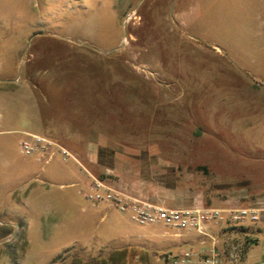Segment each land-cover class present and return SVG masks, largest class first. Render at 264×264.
I'll use <instances>...</instances> for the list:
<instances>
[{
    "label": "rangeland",
    "instance_id": "rangeland-1",
    "mask_svg": "<svg viewBox=\"0 0 264 264\" xmlns=\"http://www.w3.org/2000/svg\"><path fill=\"white\" fill-rule=\"evenodd\" d=\"M234 70H264V0H0V264H131L136 254L111 249L80 188L47 179L44 164L21 153L23 131L45 134L66 118L63 104L47 106L64 98L51 90L77 84L76 99H100L92 117L102 131L164 125L182 146L198 132L197 163L215 174L238 165L220 148L239 138L264 160V93L241 91ZM224 122L237 140L204 129ZM152 230L161 252L189 245ZM239 237L221 244H237L244 264L264 257V239L247 247Z\"/></svg>",
    "mask_w": 264,
    "mask_h": 264
},
{
    "label": "crops",
    "instance_id": "crops-1",
    "mask_svg": "<svg viewBox=\"0 0 264 264\" xmlns=\"http://www.w3.org/2000/svg\"><path fill=\"white\" fill-rule=\"evenodd\" d=\"M233 73V82H243L244 87L241 91H253L258 95L262 94L257 89L260 87L262 89H259L264 93V70H234ZM79 80H81L79 77L74 76L75 83ZM77 91V84L74 87L67 85L51 90L50 93L62 95L64 98L51 102L49 98L47 106L55 110L60 109L63 104L67 108L66 118L64 117L65 119L58 126L53 119L51 131L45 134L23 131L22 136L24 133H34L56 140L70 149L95 177L104 180L110 188L139 201L169 209L202 207L226 209L264 202V160L253 155L258 150L249 140L234 139L232 134L237 130L226 124L230 117L227 118L226 123H223L225 129L218 132L206 123L205 126L202 125L206 132L216 133L217 136L213 137L237 140L232 148L223 146L220 150L226 155L233 157L235 155L238 165L233 168L229 167L228 163H224L222 172L213 174L210 164L197 163L198 151L195 144L199 136L198 132L187 138L188 146H182L179 141L180 132L171 133L164 125L158 126L157 130L141 132L102 131L98 126L100 121L97 123L94 116L92 117L97 112L95 107L101 105L100 99L90 98L80 101L75 97ZM174 102L172 103V100L157 102L154 106L159 108L167 103H172L168 105L174 106ZM177 107L183 108L179 104ZM179 112L186 111L182 109ZM83 119L84 121L80 122ZM191 122L200 123L195 119ZM80 123L84 124L79 126ZM246 128L250 129L251 126ZM250 146L254 150L252 153ZM225 147L227 150H223ZM57 157L48 163H43L41 171L47 173V179H59L63 183L62 186L80 188L79 193L83 194L90 181L87 174L76 162L72 160L69 162L61 157H59L61 160H55ZM33 159L36 163L42 164L36 158ZM89 205L92 208L93 219L96 220L94 231L100 229V225L107 223L105 233L109 236L108 244L111 249L119 247H124L126 250L134 249L136 254L133 259L138 258L144 264L158 262V255L163 252L151 246L149 239L156 237L155 231L152 230L155 227L161 228V236L171 235L166 228L138 226L130 220L128 214H122L108 204L101 203L94 206L89 203ZM177 238H186L185 242L189 245L197 243L188 236H177Z\"/></svg>",
    "mask_w": 264,
    "mask_h": 264
},
{
    "label": "built area",
    "instance_id": "built-area-1",
    "mask_svg": "<svg viewBox=\"0 0 264 264\" xmlns=\"http://www.w3.org/2000/svg\"><path fill=\"white\" fill-rule=\"evenodd\" d=\"M19 149L23 155L34 157L42 163H48L57 156L76 162L90 180L83 192L90 204H108L120 213L128 214L138 226H163L173 230L178 237L188 236L196 240V247L191 244L159 254V264H243L240 247L237 244H221V240L233 235L232 228L236 226L257 225L263 220L264 202L226 209H169L127 197L91 174L66 146L39 134L24 133L19 141ZM131 264L144 263L135 258ZM254 264H264V257Z\"/></svg>",
    "mask_w": 264,
    "mask_h": 264
},
{
    "label": "trees",
    "instance_id": "trees-1",
    "mask_svg": "<svg viewBox=\"0 0 264 264\" xmlns=\"http://www.w3.org/2000/svg\"><path fill=\"white\" fill-rule=\"evenodd\" d=\"M234 234L240 236L244 244L248 247L250 242H256L259 239H264V220L257 225H248L247 227H234ZM244 264V263H243Z\"/></svg>",
    "mask_w": 264,
    "mask_h": 264
}]
</instances>
